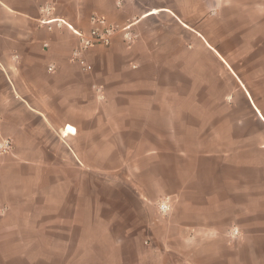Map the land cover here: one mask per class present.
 <instances>
[{"label":"crops","instance_id":"obj_1","mask_svg":"<svg viewBox=\"0 0 264 264\" xmlns=\"http://www.w3.org/2000/svg\"><path fill=\"white\" fill-rule=\"evenodd\" d=\"M91 16L139 21L83 68L39 21ZM0 138V237L64 234L66 264H264V0H0ZM111 174L128 220L105 219Z\"/></svg>","mask_w":264,"mask_h":264},{"label":"rangeland","instance_id":"obj_2","mask_svg":"<svg viewBox=\"0 0 264 264\" xmlns=\"http://www.w3.org/2000/svg\"><path fill=\"white\" fill-rule=\"evenodd\" d=\"M122 172L127 173L125 168ZM123 173L120 175L122 176ZM120 175L113 177V175L111 174L108 175L104 180L103 189L104 201L106 206L104 214L105 219L108 220H110L113 216L117 215L123 216L125 220H128L129 218H131L132 215V212L130 211L118 210V208L120 207L119 200H121V202H126V199L131 200V196L128 191V181L123 177H120ZM139 218L144 219V216L139 214ZM124 219L121 218L118 223L124 224ZM64 229L65 227H61L62 232H64ZM117 230H120V227ZM78 233L80 234V232L78 231L75 232L74 229V239L75 236L79 235ZM2 234L3 235L2 237H0V239L3 238L7 239L8 241L0 242V264H66V258L62 256L66 250V246H69V254H75V252L78 251V248L76 247L75 243L69 244L68 242H65L64 234H59L58 237H54L53 235H50L49 232H45L42 236L41 243L31 242V239H33L34 237V228L32 226L20 231V233H18V230L14 229V231L12 232L11 230H9L8 232H4ZM87 234L89 235V237L93 236L92 230H87ZM21 238L25 240L21 241ZM50 245H52V250H54L55 252L54 254L57 255L56 258H49L48 253L50 251ZM108 249L110 248L106 245V250ZM38 252L41 253V255H45L46 257L40 261L37 260L36 256ZM70 260L71 259H69L68 261ZM92 261L97 260H87L89 264H91ZM82 262H84V259L81 261V263H76L75 260H71L69 264H82Z\"/></svg>","mask_w":264,"mask_h":264},{"label":"built area","instance_id":"obj_3","mask_svg":"<svg viewBox=\"0 0 264 264\" xmlns=\"http://www.w3.org/2000/svg\"><path fill=\"white\" fill-rule=\"evenodd\" d=\"M50 8H45L42 13L49 14ZM139 19H133L124 26L117 28L111 25L106 19L99 16H91L89 19L90 28L87 31L73 29L66 24L62 19L42 18L39 21L41 26L48 29L55 25L56 27L66 26L77 37V45L73 48L71 53V62H75L81 67H85L84 56L86 52L96 46L109 47L117 35L122 37L123 43L130 46L135 40L134 27ZM49 72L54 71V66H49ZM11 141L9 139L0 138V154L9 152L11 149ZM158 211L161 215H165L169 211V206L166 202L158 204ZM237 230H232L231 236H236Z\"/></svg>","mask_w":264,"mask_h":264}]
</instances>
